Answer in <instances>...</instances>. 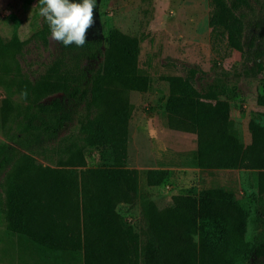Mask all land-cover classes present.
Listing matches in <instances>:
<instances>
[{
	"label": "trees",
	"instance_id": "1",
	"mask_svg": "<svg viewBox=\"0 0 264 264\" xmlns=\"http://www.w3.org/2000/svg\"><path fill=\"white\" fill-rule=\"evenodd\" d=\"M98 2L88 42L83 47L59 45L88 60L103 57V70L88 78L77 67L60 71L53 66L36 88L35 97L26 89L19 90L27 92V102L9 143L0 145V174L22 160V150H36L57 139L76 118V108L82 103L87 112L80 120L79 132L85 146L97 151L98 161L86 166L78 149L60 161V167L28 164L20 174L10 173L0 208L8 234L80 250L84 264H264V223L256 241L245 240L248 211L232 191L222 187L186 189L198 197L196 239L188 229L151 223L149 235L142 241L136 226L116 210L118 204L129 202L131 195L138 193L141 178L149 186H158L168 179L170 169L128 167L132 104L124 90L145 92L150 82L138 67L136 37L111 28L103 38ZM208 4L213 42L224 40L227 48L240 51L256 48V58H264V0H208ZM17 28L15 23L9 39L0 35V83L8 85L17 84L9 76L8 62L21 45ZM44 29L50 33L47 24ZM256 73L263 89L257 103L264 108L261 60L256 62ZM193 74L167 77L169 93L164 103L171 127L197 134L192 164L263 171L264 125L250 120L251 141L244 145L229 129L231 107L226 90L216 84L198 90L190 80ZM52 92L62 95L41 99ZM260 186L255 210L262 220V175Z\"/></svg>",
	"mask_w": 264,
	"mask_h": 264
},
{
	"label": "rangeland",
	"instance_id": "2",
	"mask_svg": "<svg viewBox=\"0 0 264 264\" xmlns=\"http://www.w3.org/2000/svg\"><path fill=\"white\" fill-rule=\"evenodd\" d=\"M97 13L103 38H107L111 28H117L138 39V67L150 82L145 92L124 90L132 104L128 120V167L170 169L168 179L158 186H149L141 178L138 193L132 194L129 202L118 204L116 210L136 226L142 241L148 237L151 223L188 229L196 239L198 197L186 189L222 187L232 191L248 211L244 238L256 241L264 223L255 210L264 170L195 167L192 155L198 145L197 134L171 127L164 103L169 93L167 77H186L194 72L190 80L196 89L216 84L226 90L231 107L229 129L247 145L251 141L249 121L264 125V108L257 103L263 89L256 73V62L261 60L264 64V58H256V48L245 47L240 51L227 48L224 40H211L208 0H99ZM15 23L21 45L8 62L9 76L17 84L0 83V145L9 143L8 137L27 102L20 89L35 97L36 88L53 66L60 71L77 67L89 78L103 70L105 64L103 57L88 60L52 41L44 29L46 23L39 16L37 0H0V35L11 38ZM61 95L52 92L43 94L41 99L49 101ZM76 111V118L57 139L36 150H22L25 153L22 160L0 174V208L7 195L8 175L20 174L28 164L60 167V161L80 149L86 166L96 165L97 151L85 146L79 132L80 120L87 112L84 103ZM19 235L21 238L8 234L0 212V254L15 251L19 241H36Z\"/></svg>",
	"mask_w": 264,
	"mask_h": 264
},
{
	"label": "clouds",
	"instance_id": "3",
	"mask_svg": "<svg viewBox=\"0 0 264 264\" xmlns=\"http://www.w3.org/2000/svg\"><path fill=\"white\" fill-rule=\"evenodd\" d=\"M39 16L47 24L50 39L69 47H83L95 24L97 0H38ZM27 97V92L21 93Z\"/></svg>",
	"mask_w": 264,
	"mask_h": 264
},
{
	"label": "crops",
	"instance_id": "4",
	"mask_svg": "<svg viewBox=\"0 0 264 264\" xmlns=\"http://www.w3.org/2000/svg\"><path fill=\"white\" fill-rule=\"evenodd\" d=\"M0 264H84V261L80 250L51 242L23 240L17 243L15 251L0 254Z\"/></svg>",
	"mask_w": 264,
	"mask_h": 264
}]
</instances>
